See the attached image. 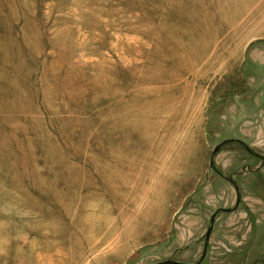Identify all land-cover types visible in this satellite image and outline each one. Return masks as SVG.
<instances>
[{
	"label": "rangeland",
	"instance_id": "rangeland-1",
	"mask_svg": "<svg viewBox=\"0 0 264 264\" xmlns=\"http://www.w3.org/2000/svg\"><path fill=\"white\" fill-rule=\"evenodd\" d=\"M263 157L264 0H0V264H264Z\"/></svg>",
	"mask_w": 264,
	"mask_h": 264
},
{
	"label": "water",
	"instance_id": "water-1",
	"mask_svg": "<svg viewBox=\"0 0 264 264\" xmlns=\"http://www.w3.org/2000/svg\"><path fill=\"white\" fill-rule=\"evenodd\" d=\"M223 147V145H220L219 147H217L215 150H214V152H213V155H212V157H211V164H212V166H214V158H215V156H216V154L220 151V149ZM263 159H264V157H263ZM238 194H239V192H238ZM240 202H241V197L240 196H238V202H237V205H239L240 204ZM214 217L212 218V223H214ZM211 234V229H210V231H209V233H208V237H209V235ZM205 255V254H204ZM164 264H180V263H175V262H167V263H164Z\"/></svg>",
	"mask_w": 264,
	"mask_h": 264
},
{
	"label": "bare ground",
	"instance_id": "bare-ground-1",
	"mask_svg": "<svg viewBox=\"0 0 264 264\" xmlns=\"http://www.w3.org/2000/svg\"><path fill=\"white\" fill-rule=\"evenodd\" d=\"M96 201V200H95ZM99 209V207L93 202L86 210V212L88 211H93V212H97ZM38 261L40 262V259L38 258Z\"/></svg>",
	"mask_w": 264,
	"mask_h": 264
}]
</instances>
